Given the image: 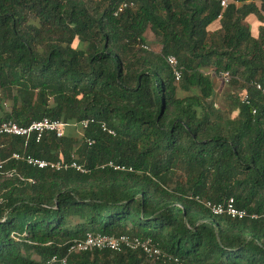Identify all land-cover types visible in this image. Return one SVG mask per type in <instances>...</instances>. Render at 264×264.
I'll return each mask as SVG.
<instances>
[{"label": "trees", "instance_id": "1", "mask_svg": "<svg viewBox=\"0 0 264 264\" xmlns=\"http://www.w3.org/2000/svg\"><path fill=\"white\" fill-rule=\"evenodd\" d=\"M126 1L0 0V124L66 126L61 139L0 137L14 172L0 174V264H264V101L253 87L264 88V0L224 11L136 0L114 16ZM252 15L257 30L245 26ZM146 31L159 52L143 49ZM224 72L248 97L236 118L215 105L212 75ZM14 153L86 172L39 170ZM229 200L248 217L204 206ZM87 235L149 239L166 258L70 253Z\"/></svg>", "mask_w": 264, "mask_h": 264}, {"label": "built area", "instance_id": "2", "mask_svg": "<svg viewBox=\"0 0 264 264\" xmlns=\"http://www.w3.org/2000/svg\"><path fill=\"white\" fill-rule=\"evenodd\" d=\"M100 1V0H96ZM136 0H130L123 2L117 8L114 13V16H118L123 13L125 10H132L136 8ZM219 1L220 8L222 11L226 10L229 1L228 0H217ZM221 18L219 15L218 19ZM143 49L149 50L148 46H143ZM165 62L168 67L171 69L174 81L178 83L181 79V70L178 66L177 60L173 56H167L165 58ZM217 78H219L224 84H229L232 80V77L229 73H219ZM253 87L256 91H258L263 97L264 101V88L257 83H253ZM244 102H247L248 97L244 95ZM255 114V111L252 112ZM88 125L87 121L81 123L82 128H86ZM66 126L59 121H51L49 119H43L39 122H33L27 127H21L13 122H3L0 124V137L1 136H13V137H21L24 139H29L31 136L35 137V141L38 142L42 139L45 134L53 135L57 139H61L63 137V130ZM103 131L107 132L109 135H113L111 131L106 130L103 127ZM11 159L15 161H19L25 163L28 166L39 170H50V171H63L67 169H74L79 173H85L86 171L78 166L76 163L66 164L64 162H50L45 160H40L33 158L29 155L21 154H12ZM5 162H0V174L5 175L7 177H11L14 172H4ZM112 167L111 164H109ZM115 170H119L118 167H115ZM204 206L211 212V214L215 216H223L226 215L232 219H244L247 218L248 215L245 211L238 210L234 207L233 201L229 200L224 204H212L210 202L204 203ZM251 218H256L252 216ZM92 250L97 251H111V252H121V251H141L144 255L152 260L158 261L160 259H165L166 255H164L153 243L151 240L146 239L142 240L139 238H132L129 236H119V237H111V236H103V235H87V237L81 241L77 242L70 248V253H84ZM52 262H55L53 259ZM65 261H63L64 263ZM168 264H181L177 259L168 258Z\"/></svg>", "mask_w": 264, "mask_h": 264}, {"label": "rangeland", "instance_id": "3", "mask_svg": "<svg viewBox=\"0 0 264 264\" xmlns=\"http://www.w3.org/2000/svg\"><path fill=\"white\" fill-rule=\"evenodd\" d=\"M147 46L150 50H152V47L154 48V44H147ZM213 77L214 75H212V81L215 84L214 86L216 90V107L221 111L227 113L229 117L236 118L238 115V109L237 104H235L234 102L236 100L240 102L242 101L245 95L242 90V87H240V85L233 84L232 82L229 84H224L220 79H215ZM77 136L78 138H80V134H78Z\"/></svg>", "mask_w": 264, "mask_h": 264}, {"label": "crops", "instance_id": "4", "mask_svg": "<svg viewBox=\"0 0 264 264\" xmlns=\"http://www.w3.org/2000/svg\"><path fill=\"white\" fill-rule=\"evenodd\" d=\"M233 3H234V2H233ZM235 5H236V7H240L241 4L235 2ZM245 26L248 27V28L251 29V30L258 29V27H259V23H258L257 18H256L255 16H253V15H252V16H249V17L246 19V21H245ZM143 37H144V39H145L146 45H147V44H148V45H152V44H154V48H155L156 50L152 47V51H154V52H159L160 49H159L158 45H156V43H155V41H154V37H153V35L151 34L150 31H146ZM213 78H215V79H219V78H217V76H215V75H214ZM214 85H215V84H214ZM215 91H216V90H215Z\"/></svg>", "mask_w": 264, "mask_h": 264}]
</instances>
